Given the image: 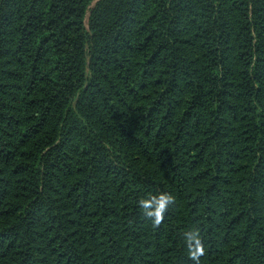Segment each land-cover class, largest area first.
Listing matches in <instances>:
<instances>
[{
	"label": "trees",
	"instance_id": "trees-1",
	"mask_svg": "<svg viewBox=\"0 0 264 264\" xmlns=\"http://www.w3.org/2000/svg\"><path fill=\"white\" fill-rule=\"evenodd\" d=\"M0 264H264V0H0Z\"/></svg>",
	"mask_w": 264,
	"mask_h": 264
},
{
	"label": "clouds",
	"instance_id": "clouds-1",
	"mask_svg": "<svg viewBox=\"0 0 264 264\" xmlns=\"http://www.w3.org/2000/svg\"><path fill=\"white\" fill-rule=\"evenodd\" d=\"M174 201L171 193L161 192L153 194L150 198L140 201V206L144 210V214L152 219L153 222L159 223L165 210ZM185 243L189 254L193 259L198 260L203 255L204 247L200 235L197 231H190L185 234Z\"/></svg>",
	"mask_w": 264,
	"mask_h": 264
},
{
	"label": "rangeland",
	"instance_id": "rangeland-1",
	"mask_svg": "<svg viewBox=\"0 0 264 264\" xmlns=\"http://www.w3.org/2000/svg\"><path fill=\"white\" fill-rule=\"evenodd\" d=\"M94 3L92 4V6L94 5ZM85 24H86V26L88 25V14L86 15V18H85Z\"/></svg>",
	"mask_w": 264,
	"mask_h": 264
}]
</instances>
